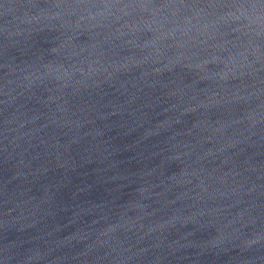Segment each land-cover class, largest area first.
<instances>
[{
  "label": "water",
  "instance_id": "95a60500",
  "mask_svg": "<svg viewBox=\"0 0 264 264\" xmlns=\"http://www.w3.org/2000/svg\"><path fill=\"white\" fill-rule=\"evenodd\" d=\"M0 264H264V0H0Z\"/></svg>",
  "mask_w": 264,
  "mask_h": 264
}]
</instances>
